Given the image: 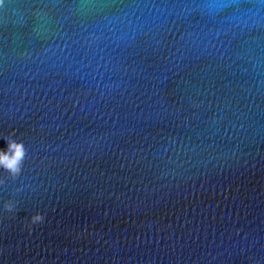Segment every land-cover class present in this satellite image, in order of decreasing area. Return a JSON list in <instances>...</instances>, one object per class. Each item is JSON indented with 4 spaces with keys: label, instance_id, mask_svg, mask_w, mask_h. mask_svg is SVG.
<instances>
[{
    "label": "water",
    "instance_id": "obj_1",
    "mask_svg": "<svg viewBox=\"0 0 264 264\" xmlns=\"http://www.w3.org/2000/svg\"><path fill=\"white\" fill-rule=\"evenodd\" d=\"M12 130L0 264H264V0H5Z\"/></svg>",
    "mask_w": 264,
    "mask_h": 264
},
{
    "label": "clouds",
    "instance_id": "obj_2",
    "mask_svg": "<svg viewBox=\"0 0 264 264\" xmlns=\"http://www.w3.org/2000/svg\"><path fill=\"white\" fill-rule=\"evenodd\" d=\"M4 6L5 0H0V8ZM2 138L6 141V147L0 148V173H6L7 179L0 176V186H6L9 179L15 181L21 176L28 149L23 140L16 138L15 130L10 131ZM21 191L20 187L14 188L9 198L3 201V210L6 213L15 214L18 211L19 201L16 197ZM25 221L26 227L31 231L33 225L44 223L45 215L37 211L30 217L25 218Z\"/></svg>",
    "mask_w": 264,
    "mask_h": 264
}]
</instances>
